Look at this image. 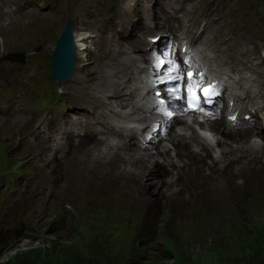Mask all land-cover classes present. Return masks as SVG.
<instances>
[{"label": "rangeland", "instance_id": "rangeland-1", "mask_svg": "<svg viewBox=\"0 0 264 264\" xmlns=\"http://www.w3.org/2000/svg\"><path fill=\"white\" fill-rule=\"evenodd\" d=\"M45 1L56 2V8L52 13L30 12L21 16L11 27L0 28V96L6 91L17 93L19 91L27 98L35 100L44 92H57L61 89L66 95L78 99L95 95L94 89L101 87L99 84L103 81L100 75L96 74L99 69L96 68L98 65H95L101 54L92 57L91 50L87 48L88 42L84 43L87 50L80 56L82 58L78 65L86 76L85 80L90 78L85 81L86 87H77L78 89L75 86L69 87L73 83L72 77L67 83L53 80L50 60L68 21L74 24L75 29L78 28V32L84 33L90 32L94 21L102 20L100 18L107 17V14L125 13L124 17L128 16L126 18L129 22L123 29L124 33L127 32L120 34L131 39L125 44L124 49L120 48L123 58L131 52V47L134 46L132 42H149L148 37L157 33L155 27L158 21L155 20L153 26L148 29L144 28L143 15L138 16V23L137 18L129 16L131 11L122 0ZM243 1L264 3V0ZM133 2L135 0L127 4L133 7ZM140 6L135 13L140 12ZM86 13L90 15L89 18H85ZM149 23L147 21V25ZM37 49L40 50L36 52ZM18 53L24 56V65L6 60L7 56ZM144 63L149 61L144 60ZM29 69L34 78L27 80L23 76ZM102 87L98 90L107 91L104 86ZM124 112L126 107L121 110V113ZM1 121L6 128H0V264H15L14 259L25 254L35 259L40 253L50 256L48 264H254L263 261L264 154L259 156L252 154L249 155V159L243 156L234 161L230 157H225L221 162H215L212 156L215 145L200 138L198 134L195 136L200 143L205 145L210 143L211 146L194 150L192 145L195 144V140L190 144L177 145L174 148L175 152L172 151V146H169L168 154L171 153L173 157L179 152H187V159L190 160L187 171L183 162H177L174 168L168 170V176L165 177V172L159 175V179L165 184L158 179L147 181L148 173L144 174L147 182L145 179L142 182L152 183L148 192L154 191L156 195L153 197L148 196L145 200L144 195L137 194L136 188L128 180H120L116 185L115 189L121 200L129 203L137 213L144 214V218L137 214L139 223L130 237L124 236L125 240H120L121 237L115 232L110 233L109 237H102L96 232L91 238L85 235H68L62 242L57 243L56 233L67 232L55 229L57 224H54V229L46 234L48 236L46 241L41 242L34 237L30 247L10 246L6 250L8 245L20 238L21 233L35 222L34 218L41 212L47 214L53 210L55 213L51 214V218L55 219L58 216L59 205L55 203L59 199L72 196L73 189H78L90 172L95 170L89 158V150L94 148L106 152V149L101 148L98 142H80L75 145L72 138H66L64 158L60 161L57 154L62 153L63 148L60 146L62 135L54 133L55 142L48 139L44 145V142H40L43 139L41 135L44 134L38 135L37 132L44 130V126L21 120L25 123L24 129H29V134L25 135L26 141L40 142L39 147H36L35 156L28 154L26 156L20 139L22 137L15 139L12 136L13 131L19 127H15L16 124H12L11 120L0 118ZM175 121L174 118L168 122L169 130L173 129ZM24 129H21V132H24ZM243 130L255 132L251 128L232 129ZM160 138L162 136L159 135L157 141L162 142ZM251 138L243 139L241 134L237 133L230 141L246 143ZM180 140L186 138L182 137ZM225 140L221 138L222 143ZM132 148L137 152L136 148L141 146L133 141L123 150ZM151 149L154 151L155 146ZM255 157L257 159L254 160ZM148 162L149 160H144L140 164L147 165ZM120 170L116 169L117 172ZM173 170L169 180V173ZM179 170L185 171L180 173ZM52 180L57 185L52 188L53 191L51 189L50 193L45 192L44 196L37 195L40 191L38 185L44 188ZM170 182L185 187L183 196L171 200H165L164 196L157 201L155 196L167 192L165 190L169 189ZM62 208L65 210L68 205ZM83 228L86 229V226L82 225L81 229L84 230ZM36 234L38 237L43 235L41 230L36 231ZM30 239L23 237L24 241Z\"/></svg>", "mask_w": 264, "mask_h": 264}, {"label": "bare ground", "instance_id": "bare-ground-1", "mask_svg": "<svg viewBox=\"0 0 264 264\" xmlns=\"http://www.w3.org/2000/svg\"><path fill=\"white\" fill-rule=\"evenodd\" d=\"M122 1L124 5H126V7H128L131 11L129 16H131L132 18H137L138 20V16L141 14V12L138 13L135 12L137 11V7L139 5H141L140 8L144 6L145 0L144 2L141 0H135V2H133L134 3L133 7H130V5L127 4L131 0H122ZM148 16L149 15H147L146 19H148ZM105 19L106 18H103L102 20ZM130 22L133 21L130 20ZM78 23H80V21ZM73 26L74 24L72 25L71 32L75 45V72L71 78L73 83L69 85V87L75 86V88L78 89L77 87H84V86L86 87L85 81L89 80L90 78L85 80L86 76H84L83 71H81L78 68V65H80L81 62L80 58H82L80 56H83L82 54L84 53L85 50H87L86 48H84V44H83L86 41V37L81 35L83 34V32L82 33L78 32L77 31L78 28L75 29ZM161 26L163 27L164 24H162ZM85 27L82 28L85 29ZM160 32L162 33V31H159V33ZM119 36L120 39H122L123 41L129 40V38H125V36L121 35L120 33ZM115 44L116 46L114 47V50H118L119 47L123 48V42L115 43ZM149 45L150 43H145L144 45H142L141 52H143L144 48L148 47ZM153 47L157 48V50H161L159 45H153ZM137 49L138 47L134 48V50ZM122 55H123L122 52L119 50L117 51L116 54L114 53L109 54L107 51L104 53L103 56L104 59H110L114 61L113 64H115L114 66L115 71L109 76L103 75L101 77V81L102 80L103 81L99 85L101 87L104 86L105 89H107V91L105 90L100 91L101 87L98 88L100 90L98 89H94V90L102 94L105 93L107 99L111 100V102H109L110 104L114 102L113 99L115 101L117 100L116 104L112 105V107L117 109L120 108L121 110L126 107V112H124L123 114L117 113V116H120L121 120L125 122V124L128 126V135L126 137L125 146L119 148L118 146L116 145L114 146L113 144L106 145L103 142H98V144H101V148L106 149V152H102L99 149H94V148L89 150V158L93 162L95 170L90 172V174L85 178L83 184L78 189H73L74 194L72 196H68L67 199H63V200L59 199L55 203L59 205L58 216L55 217V219L51 218V214L55 213L53 210L48 212L47 214L41 212L37 217L34 218L35 222H32L30 226L27 227L25 231L21 233L20 238L14 240L11 245H8L5 248L6 250L10 246L30 247L32 244V239H34V237L38 238L39 241L41 242L46 241L48 237L46 236V234L54 229V224H57V227H55V229H62L65 231V233L67 232V234H64L62 232L56 233L57 243L62 242L64 239H66L68 235L71 236L85 235V237L88 236L91 238L96 232L100 233L98 235L102 237H109L110 233L115 232L119 234V237H121L120 240H125L124 236L130 237L129 235L131 234L132 231H134L136 225L139 223V219H138L139 217H137V214L139 213H137L129 203H126L121 200V198L116 192L115 187L120 180H128L129 183L136 188L135 191L137 194L140 193L144 195L145 200H147L148 196L153 197L154 195H156L154 191L148 192V189L149 187L152 186L151 185L152 183L144 184L142 182V180L145 179L144 178L145 173H148L147 181L158 179L160 182H162V184H165L164 181L159 179V175L161 174L163 175L165 172V177H166V175L169 172L168 170L174 168V165L177 162L180 163L183 162L186 165V169H185L186 171L189 168L188 165L190 164V160L187 159V155H186L187 152L186 151L179 152V154L176 157H173L171 153L168 154V150L170 149L169 146H172L173 148L172 151L175 152L174 148L177 147V145H180L181 143L190 144L192 140H195V144L192 145V148L194 150H199L204 147L208 148L207 146H211L210 143H212V145L213 144L215 145L213 151L214 154H212L215 162H221L225 157L228 158L230 157L234 161L235 159L243 156H247L249 159V155L257 154L259 156L264 154V136H261L263 134L260 130H255V132L252 130L232 131L234 127H228L225 121H223L222 118L219 117L215 112H212L210 114L209 112L207 114L199 112L194 115L185 113L180 109V104L176 102V99L181 100V98L178 97L175 89H171L170 92H164L163 98H166L169 101L167 107L170 108L169 111L171 112V114L169 119L163 118L160 120L162 121L161 123H165L168 121H173L175 118L176 119L175 126L173 127L172 130H170L169 134L167 135L165 134L163 128L160 126L158 128L157 135L162 134L163 136L162 142H164V144H162V142H156L153 139V136L155 131V125L157 124V122L158 123L160 122V121H156V119L162 117L160 111H158L157 107L153 108L154 112L151 115L147 116L142 111L144 106L142 104H138L133 101L134 94L141 89V86L137 85L138 78H135L134 71L135 72L150 71L152 69L151 68L152 62L144 64V62H142L141 57L134 58L131 55L128 56L126 55V57L122 58ZM120 63L123 64L120 65ZM168 63L169 60L167 59H162L161 61L158 62L161 68L166 67ZM89 66L90 63H88V67ZM96 68H98V66ZM113 76L116 77L115 82L106 79V78H111ZM23 77H25L27 80L34 78L30 69L24 72ZM93 79L97 80L98 78L93 77ZM148 81L158 82L159 86L162 88H166L167 86L166 83H164L163 81H159L157 79H149ZM229 87H231V85H229ZM87 97L88 95L80 98L86 99ZM70 102L72 103L71 107H73V104L79 102V99L74 98L71 99ZM135 113H137L138 115L133 117ZM3 120L10 121L11 119L3 118ZM11 121L12 124H16L15 127H19V128L17 130H14L13 133L12 132L10 133H12V136L15 139L18 137H22L20 139L23 142V149L25 155L28 154L35 156V154L37 153V148L40 145V142H44V145H46V141L48 139H50L52 142H55V139H53V137L56 138L54 136V131L51 132L50 129H45V128L44 130L41 129V131L37 130L38 135L41 134H44V136L46 135L45 137L41 135V138H43L42 141L35 143H32V141L30 140L26 141L27 137L25 135L29 134V129L28 128L26 130L24 129L26 127L25 126L26 122L24 123L20 119H12ZM0 128L1 129L6 128L5 124H3L2 121L0 122ZM21 129H24V132L23 131L21 132ZM203 131H204V135L201 134ZM206 133H208L209 138L205 136ZM237 133H240L243 139L245 137H252V138L246 143L245 142L238 143V142L230 141V139L236 137ZM60 134L65 135L62 132ZM197 134L199 135L200 138L205 139L207 140V142L210 143H207V145L200 143L197 139L198 138ZM187 135H190V137L186 138ZM136 136H139L141 141H138V143L142 145L144 149L142 151H138V148H136L137 152L134 151L133 148L128 150H123L129 146V144L131 143V141H133V139L134 141L137 140L135 138ZM172 136L174 138H172ZM66 137L67 135H65V137L60 139L61 145L65 144L63 143V141L65 140ZM182 137L186 138V140H180V138ZM221 138L226 139L224 143H222L223 141H221ZM154 146H155V150L153 151V149L151 148ZM157 146L159 147L156 148ZM53 149L54 148L52 147L51 150ZM165 154L167 155L164 156ZM255 159H257V157H255L254 160ZM144 160L145 161L149 160L147 165L140 164V162ZM117 168L121 170L117 172L116 171ZM185 170H179V172L181 173ZM173 172L174 170L171 171V173H169V180ZM38 186L40 188V191L37 193V195L44 196L45 192L50 193L51 189L55 188L57 185L52 180L44 188H42L40 185ZM169 186H170L169 189L165 190L167 192L164 193L161 192V195L157 194V196H155V199L157 201H159L161 197L164 196H165V200H171L175 197L183 196L185 190V187H183V185L176 186L174 183L170 182ZM64 205H68V208H66L65 210L62 208ZM140 214L141 217L144 218L143 212ZM82 225H85L86 229L83 228L84 230H82L81 229ZM92 227L94 228L92 229ZM39 230H41L43 233V235L41 234L42 235L41 237H38L36 234V231ZM183 235L184 234H182V236ZM23 237H28L29 239L30 238L31 239L30 241H24Z\"/></svg>", "mask_w": 264, "mask_h": 264}, {"label": "water", "instance_id": "water-1", "mask_svg": "<svg viewBox=\"0 0 264 264\" xmlns=\"http://www.w3.org/2000/svg\"><path fill=\"white\" fill-rule=\"evenodd\" d=\"M71 28L72 23L68 21L50 60L51 74L56 81L68 82L74 72L75 47ZM8 58L14 62L24 63L21 54H12Z\"/></svg>", "mask_w": 264, "mask_h": 264}, {"label": "trees", "instance_id": "trees-1", "mask_svg": "<svg viewBox=\"0 0 264 264\" xmlns=\"http://www.w3.org/2000/svg\"><path fill=\"white\" fill-rule=\"evenodd\" d=\"M259 259V258H256ZM50 256L46 253H40L35 259H31L30 256L28 254L19 256L17 258L14 259L15 264H48V262L50 261ZM254 264H264V259L263 261L260 262H256Z\"/></svg>", "mask_w": 264, "mask_h": 264}, {"label": "snow or ice", "instance_id": "snow-or-ice-1", "mask_svg": "<svg viewBox=\"0 0 264 264\" xmlns=\"http://www.w3.org/2000/svg\"><path fill=\"white\" fill-rule=\"evenodd\" d=\"M168 69H169V72H170V73L175 72V75H170V76H169V79H170L174 84L179 83V81H181L182 78H183L180 69H179L178 67L175 68V69H173V67H172L171 64L168 65ZM188 78H189V79H188V88H189V90H190L191 87H192V85H191L192 74H191V73L188 74ZM161 103H163V101H161ZM169 115H170V114H169ZM233 119H234V118H233Z\"/></svg>", "mask_w": 264, "mask_h": 264}]
</instances>
